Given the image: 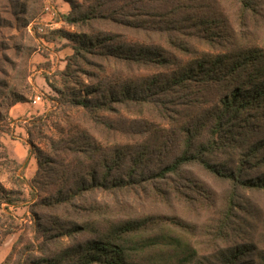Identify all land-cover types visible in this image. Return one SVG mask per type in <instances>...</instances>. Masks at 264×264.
<instances>
[{
  "label": "rangeland",
  "instance_id": "1",
  "mask_svg": "<svg viewBox=\"0 0 264 264\" xmlns=\"http://www.w3.org/2000/svg\"><path fill=\"white\" fill-rule=\"evenodd\" d=\"M48 1L0 0V264H30L33 259L57 256L66 247L92 238L87 232L58 238H53L54 230L35 232L32 216L37 214L97 228L104 226V218H114L115 223L146 218L144 230L133 237L135 244L130 247L134 262L140 264H178L184 258L189 259L187 264H221V256L234 249L245 253L241 264H264V190L238 189L227 211L232 196L230 183L193 167L184 173L196 176L201 181L198 186L173 176L161 179L149 172L135 177L136 183L125 189L85 195L77 202L84 210H74L71 205L52 210L36 207L46 193L32 182L39 175L36 151L50 155V140L58 142L85 132L103 146L129 145L135 149L166 135L182 102L177 103L180 97L174 90L166 92L162 82L178 65L203 54L242 47L264 51V0H253L249 6L239 0H72L79 6L78 14L93 11L104 1L102 18L92 17L75 26L64 21L65 25L57 28L50 27L52 22L64 19L60 12H54L52 18L45 15ZM51 2L57 3L56 10L64 11L66 3L67 14L72 11L68 0ZM202 9L218 17L220 25L206 39L202 38V27L189 19ZM39 23L48 25L43 34L36 32ZM65 33L113 37L115 43L165 52L167 62L130 64L85 54L89 65L86 58L78 60L73 80L66 81L60 72L73 51ZM64 46L71 54L57 55ZM152 80L160 87L138 94L143 99L138 104H112L109 110L89 113L86 108L63 102L84 96L87 85L106 86L107 90L121 81L135 84ZM15 94L29 104L38 96L40 101L34 106L40 114L30 119L10 118ZM91 97L94 102L96 96ZM37 117H43V122L33 126ZM67 159L73 156L68 154ZM230 159L222 156L216 163L232 164ZM57 187V183L51 184L48 190ZM8 201L12 205H7Z\"/></svg>",
  "mask_w": 264,
  "mask_h": 264
},
{
  "label": "trees",
  "instance_id": "2",
  "mask_svg": "<svg viewBox=\"0 0 264 264\" xmlns=\"http://www.w3.org/2000/svg\"><path fill=\"white\" fill-rule=\"evenodd\" d=\"M68 1L72 11L63 16L67 24L75 26L92 17L102 18L104 1L97 3L93 11L83 14L75 13L79 6ZM239 1L243 6L254 4L253 0ZM189 19L202 27L200 32L204 39L213 36L212 32L220 28L219 18L203 9L201 13L197 11L190 15ZM81 34L63 35L73 51L65 69L60 72L61 79L66 81L73 80L76 62L84 61L85 54L130 64L167 62L165 52L135 48L120 41L115 43L113 37L101 39L94 34ZM110 43L115 46L107 45ZM85 62L90 63L87 58ZM162 86L166 92L174 90L180 97L177 103L181 101L182 108L175 110L173 126L167 134L158 136L153 142L143 143L135 149L129 145L103 146L81 132L77 137L58 142L50 140V155L35 150L39 175L32 182L46 193L35 203L36 207L58 210L71 205L74 210H84L77 202L85 195L98 190L113 193L115 189H125L136 183L135 177L149 175V172L161 179L173 176L189 182L190 186H198L201 181L196 176L184 173L185 169L193 167L230 183L232 196L227 201V211L231 209L232 197L236 196L238 189L264 190V136L261 137L264 135V51L258 47H242L218 54H203L178 65ZM105 87L87 85L84 96H72L63 102L86 108L89 113L106 111L112 108V104H138L143 100L137 97L138 94L160 85L156 80L135 84L121 81L107 90ZM91 96H96L94 102ZM23 102L24 98L15 94L10 107ZM42 120L43 117L33 119V126ZM27 133L31 135L30 130ZM68 154L73 159H67ZM232 155L237 158L232 159ZM222 156L231 157L233 165L224 163L219 166L216 161ZM150 164H157L158 168H151ZM55 183L57 189L48 190ZM7 205H12V201ZM32 220L35 232L54 230L53 238L73 237L82 232L92 234V238L66 247L57 256L33 259L30 264H140L134 262L130 247L135 244L133 237L140 236L144 230L146 218L118 223L114 218H104L105 224L100 228L91 224L79 226L60 217L48 219L38 214L33 215ZM142 243L143 240L139 245ZM243 256L244 251L234 249L223 254L220 261L221 264H238ZM187 263L189 259L184 258L178 264Z\"/></svg>",
  "mask_w": 264,
  "mask_h": 264
},
{
  "label": "crops",
  "instance_id": "3",
  "mask_svg": "<svg viewBox=\"0 0 264 264\" xmlns=\"http://www.w3.org/2000/svg\"><path fill=\"white\" fill-rule=\"evenodd\" d=\"M57 3H58V1H57ZM57 3H53L52 4V2H51V0H50V5H51V7H52V10L56 13V12H60L61 14H62V16H64V14H67V12H68V10H69V8L67 7H65L67 4L65 3V5H64V11H61V9H59L58 8V10H56V8H55V6L57 5ZM63 12H65V13H63ZM60 13H58V15L60 14ZM60 14V15H61ZM58 17V16H57ZM52 18V17H51ZM51 21V20H50ZM49 21V22H50ZM52 22V21H51ZM47 23V22H46ZM58 25H62V26H64L65 25V22H64V20H62V19H56L55 21H53L52 22V25H51V28H57L58 27ZM54 30V29H53ZM42 40H43V42H41L42 44H44V45H46V43L47 42H45L44 41V39L43 38H41ZM61 39H63V38H61ZM40 40V39H39ZM50 43H52V42H50ZM71 54V49L69 48V47H67V46H64L60 51H59V53L57 54V55H60V56H64V55H70ZM42 58L44 59V61H46V60H49L48 58H46V57H43L42 56ZM60 63H63V62H60ZM38 79H40L39 81H40V83L41 82H43L44 83V81H43V79H41V78H38ZM41 86V85H40ZM38 97V96H37ZM36 98V97H35ZM35 98H34V100H35ZM38 101H40V98H39V100H35V102L33 101L32 102V104H29V103H18V104H15L14 106H12L11 107V109H10V111H9V116H10V118H12V119H15V118H21V120L22 119H24V117L25 118H28V119H30L31 118V116H37V115H39L40 114V112L39 111H37L36 110V104H37V102ZM35 105V106H34ZM20 120V119H19ZM27 122V120H23V123H26Z\"/></svg>",
  "mask_w": 264,
  "mask_h": 264
},
{
  "label": "built area",
  "instance_id": "4",
  "mask_svg": "<svg viewBox=\"0 0 264 264\" xmlns=\"http://www.w3.org/2000/svg\"><path fill=\"white\" fill-rule=\"evenodd\" d=\"M44 11L46 12L45 13L46 16L47 15H50V17L54 16V11L52 10V7H51L49 1L46 3V6L44 7ZM44 23H46V22H44ZM47 26H48L47 24L39 23L38 27H37V30H36L37 34L45 33V30H46ZM50 27H51V25H50ZM40 41L43 42V40L41 38H40ZM35 100H39V97H36ZM35 100H34V102H35Z\"/></svg>",
  "mask_w": 264,
  "mask_h": 264
}]
</instances>
